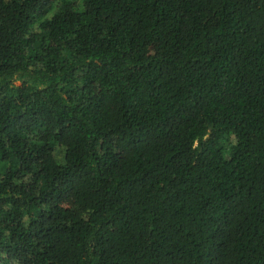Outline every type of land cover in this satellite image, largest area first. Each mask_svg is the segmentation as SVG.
I'll return each mask as SVG.
<instances>
[{"label":"trees","instance_id":"1","mask_svg":"<svg viewBox=\"0 0 264 264\" xmlns=\"http://www.w3.org/2000/svg\"><path fill=\"white\" fill-rule=\"evenodd\" d=\"M0 264H264V0H0Z\"/></svg>","mask_w":264,"mask_h":264}]
</instances>
